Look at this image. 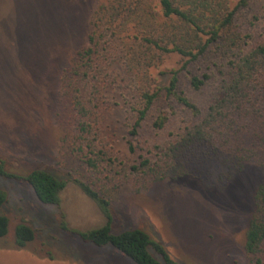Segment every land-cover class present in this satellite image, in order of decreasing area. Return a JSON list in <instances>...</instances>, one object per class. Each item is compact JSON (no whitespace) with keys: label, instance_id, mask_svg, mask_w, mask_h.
Returning a JSON list of instances; mask_svg holds the SVG:
<instances>
[{"label":"rangeland","instance_id":"374dc122","mask_svg":"<svg viewBox=\"0 0 264 264\" xmlns=\"http://www.w3.org/2000/svg\"><path fill=\"white\" fill-rule=\"evenodd\" d=\"M106 1L0 0V160L16 175L0 177V188L8 193L4 212L10 219L9 232L0 239V264H135L112 246L83 242L62 228L63 219L79 230L106 222L76 180L110 199L114 231L145 230L179 264H251L244 249V207L263 175L255 158L220 185L211 174L219 156L209 149L169 151L170 156L141 148L131 151L130 143L167 147L176 139L157 133L152 118L144 122L137 138L131 136L136 117L114 87L106 90L101 129L92 135L97 144L94 154L81 148L78 115L61 76L76 51L88 46L93 14ZM254 37L255 42L264 41L263 21ZM185 62L177 53L164 55L151 70V84L166 85L169 72L175 70L185 89L189 77ZM190 70L203 72L204 64L192 63ZM214 85L202 96L208 97ZM143 155L159 159L152 164L155 171L134 168ZM89 158L96 167L87 163ZM37 168L69 179L59 206L41 202L31 185L17 178ZM173 169L188 177L154 180V172L168 175ZM21 222L36 231L35 239L23 248L15 243V228Z\"/></svg>","mask_w":264,"mask_h":264},{"label":"trees","instance_id":"16d2710c","mask_svg":"<svg viewBox=\"0 0 264 264\" xmlns=\"http://www.w3.org/2000/svg\"><path fill=\"white\" fill-rule=\"evenodd\" d=\"M262 21L264 0H108L93 14L88 46L76 51L72 65L61 76L64 92L78 115L81 148H87L91 155L97 146L92 135L101 129L102 105L108 103L106 90L114 87L120 91L126 109L136 117L131 136L137 138L144 122L152 118L157 133L167 132L176 139L167 147L130 143L131 151L141 148L149 154L154 151L170 156L169 151L209 149L219 156L211 174L220 185L227 184L255 158L263 175L244 207V249L251 264H264V41L254 39ZM170 53L186 59L184 69H189V77L185 89L175 70L169 72L166 85L151 84L152 68ZM192 63H203L204 71L190 70ZM213 84L210 95L202 96ZM158 160L143 155L134 168L155 171L152 164L156 166ZM87 163L96 167L93 158ZM178 171L181 169L170 170L168 175L154 172V180L188 177ZM0 177H16L3 160ZM17 178L26 180L41 202L56 206L69 183V179L40 168ZM76 182L96 202L106 222L79 230L63 219V229L83 242L112 246L135 264H179L145 230L114 231L110 199L91 185ZM7 201L8 193L0 188V239L9 232L10 219L4 212ZM35 237L36 231L28 223L16 226L15 243L19 248Z\"/></svg>","mask_w":264,"mask_h":264}]
</instances>
